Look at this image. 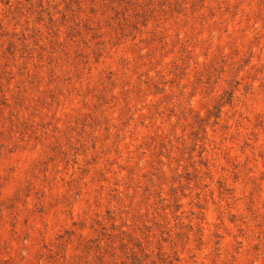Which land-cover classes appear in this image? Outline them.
<instances>
[{
	"label": "rangeland",
	"instance_id": "374dc122",
	"mask_svg": "<svg viewBox=\"0 0 264 264\" xmlns=\"http://www.w3.org/2000/svg\"><path fill=\"white\" fill-rule=\"evenodd\" d=\"M264 264V0H0V264Z\"/></svg>",
	"mask_w": 264,
	"mask_h": 264
},
{
	"label": "trees",
	"instance_id": "16d2710c",
	"mask_svg": "<svg viewBox=\"0 0 264 264\" xmlns=\"http://www.w3.org/2000/svg\"><path fill=\"white\" fill-rule=\"evenodd\" d=\"M142 262H141V259L140 258H138V257H135L134 258V261L131 263V264H141Z\"/></svg>",
	"mask_w": 264,
	"mask_h": 264
}]
</instances>
